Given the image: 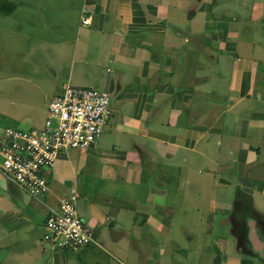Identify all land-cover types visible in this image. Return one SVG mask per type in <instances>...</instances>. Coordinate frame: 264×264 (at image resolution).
Segmentation results:
<instances>
[{
	"label": "crops",
	"instance_id": "obj_1",
	"mask_svg": "<svg viewBox=\"0 0 264 264\" xmlns=\"http://www.w3.org/2000/svg\"><path fill=\"white\" fill-rule=\"evenodd\" d=\"M7 1L0 46L33 45L15 93L45 116L5 124L41 128L67 83L112 115L45 197L0 172V264H264V0ZM75 185L97 244L65 252L45 223Z\"/></svg>",
	"mask_w": 264,
	"mask_h": 264
},
{
	"label": "built area",
	"instance_id": "obj_2",
	"mask_svg": "<svg viewBox=\"0 0 264 264\" xmlns=\"http://www.w3.org/2000/svg\"><path fill=\"white\" fill-rule=\"evenodd\" d=\"M89 23L82 20L83 25ZM111 115L108 92L65 84L49 103L41 128L0 126L1 174L29 196L45 197L50 188L44 173L53 169L59 152L96 149ZM79 197L75 185L45 223V240L65 252L97 244L94 231L78 213Z\"/></svg>",
	"mask_w": 264,
	"mask_h": 264
},
{
	"label": "rangeland",
	"instance_id": "obj_3",
	"mask_svg": "<svg viewBox=\"0 0 264 264\" xmlns=\"http://www.w3.org/2000/svg\"><path fill=\"white\" fill-rule=\"evenodd\" d=\"M33 47L32 44L16 43L11 46H0V125L19 129L15 124H5L9 120L7 116H45L43 109H27L15 93V84L25 80V71L31 70V61L28 59L27 51ZM16 50V53L13 50ZM21 82V83H22ZM31 111V112H29Z\"/></svg>",
	"mask_w": 264,
	"mask_h": 264
},
{
	"label": "trees",
	"instance_id": "obj_4",
	"mask_svg": "<svg viewBox=\"0 0 264 264\" xmlns=\"http://www.w3.org/2000/svg\"><path fill=\"white\" fill-rule=\"evenodd\" d=\"M16 10V4L7 0H0V14L3 16H10Z\"/></svg>",
	"mask_w": 264,
	"mask_h": 264
}]
</instances>
